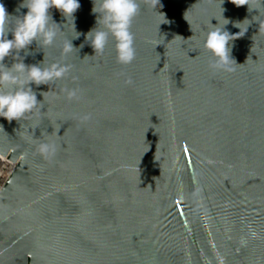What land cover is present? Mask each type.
I'll return each mask as SVG.
<instances>
[{
    "label": "water",
    "instance_id": "obj_1",
    "mask_svg": "<svg viewBox=\"0 0 264 264\" xmlns=\"http://www.w3.org/2000/svg\"><path fill=\"white\" fill-rule=\"evenodd\" d=\"M21 3L0 0L12 27ZM79 3L82 35L52 9L62 31L45 57L24 61L70 73L33 86L42 111L0 118V155L14 164L0 186V264H264V24L230 42L232 72L213 71L203 48L223 18L258 13L230 0L223 18L219 0H140L136 56L122 65L111 38L97 54L85 42L96 16L92 0ZM40 142L55 155L38 154Z\"/></svg>",
    "mask_w": 264,
    "mask_h": 264
},
{
    "label": "clouds",
    "instance_id": "obj_2",
    "mask_svg": "<svg viewBox=\"0 0 264 264\" xmlns=\"http://www.w3.org/2000/svg\"><path fill=\"white\" fill-rule=\"evenodd\" d=\"M230 2L237 7L247 6L249 14L254 10L258 14L253 15L251 20L246 17L243 21H230L223 18L222 13L225 9L221 5L224 0H219L221 16L225 23L220 26L218 22L205 33L203 40L204 50L212 57L209 67L213 71H234L236 62L231 57L230 42L242 37L253 22L264 24V0ZM150 4L153 9L157 5L159 8L163 7L160 0H150ZM92 5L91 11L96 16V23L88 33L83 34L85 42L97 54L104 52L111 38L117 62L122 65L131 64L136 56L132 25L141 10L140 0H92ZM21 8H26L27 12L17 16L15 26L12 27L9 25V14L4 5L0 4V118L9 123L16 121L18 124L28 115L34 114L38 108L40 111L43 110L44 92L38 93L35 89L64 79L71 71V66L67 63L59 61L45 63V58L30 65L24 62L28 56H35L36 52L44 53V49L52 46L59 31H62L61 26L53 20L51 10L59 11L67 22L71 21L76 33L72 39H78L82 35L75 30L74 14L81 8L79 0H23V3L18 5L17 12ZM159 15L162 17L160 24L171 23L164 13ZM229 23L240 31L234 35L230 34L225 29ZM71 40L62 46V55L67 56L76 49ZM33 44L36 46L34 50L31 48ZM80 47L83 48L84 45ZM38 95L42 96L43 100H38ZM76 95L74 89L68 92L69 98ZM0 130H4L3 125H0ZM35 150L41 156L49 158L55 155L56 145L53 142H40L35 146Z\"/></svg>",
    "mask_w": 264,
    "mask_h": 264
},
{
    "label": "built area",
    "instance_id": "obj_3",
    "mask_svg": "<svg viewBox=\"0 0 264 264\" xmlns=\"http://www.w3.org/2000/svg\"><path fill=\"white\" fill-rule=\"evenodd\" d=\"M13 168L14 164L7 159V156L0 155V186L4 184Z\"/></svg>",
    "mask_w": 264,
    "mask_h": 264
}]
</instances>
